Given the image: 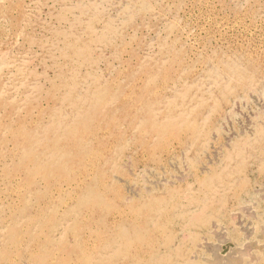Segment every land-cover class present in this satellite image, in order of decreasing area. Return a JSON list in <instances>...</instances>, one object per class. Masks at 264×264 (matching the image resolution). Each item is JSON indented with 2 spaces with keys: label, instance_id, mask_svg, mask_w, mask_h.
Wrapping results in <instances>:
<instances>
[{
  "label": "rangeland",
  "instance_id": "374dc122",
  "mask_svg": "<svg viewBox=\"0 0 264 264\" xmlns=\"http://www.w3.org/2000/svg\"><path fill=\"white\" fill-rule=\"evenodd\" d=\"M263 190L264 0H0V264H264Z\"/></svg>",
  "mask_w": 264,
  "mask_h": 264
},
{
  "label": "bare ground",
  "instance_id": "6f19581e",
  "mask_svg": "<svg viewBox=\"0 0 264 264\" xmlns=\"http://www.w3.org/2000/svg\"><path fill=\"white\" fill-rule=\"evenodd\" d=\"M181 176V175H180ZM184 177H186L185 175L183 176V178ZM181 178V177H180ZM187 178V177H186ZM181 180V179H180ZM179 181V180H178ZM262 191V190H261ZM264 191V190H263ZM129 195V194H128ZM262 197V199H263V196H261ZM261 197H259L260 199H261ZM247 209V208H246ZM246 209H244L245 211L244 212H248ZM242 210V209H241ZM240 212H242V211H240ZM235 215H237V214H235ZM245 215V214H244ZM247 215V214H246ZM229 216V215H228ZM239 216V215H238ZM248 216L250 217V216H252L253 217V214H251L250 213V215L248 214ZM230 218L231 219H233L234 218V215L231 217V215H230ZM236 218H237V216H236ZM254 218V217H253ZM264 218V217H263ZM237 220V219H236ZM247 220H248V218H247ZM236 222H238V220L236 221ZM249 222V221H248ZM236 224H238V223H236ZM232 228V227H231ZM260 229H261V227H259ZM263 228V227H262ZM202 229V228H201ZM241 229V228H240ZM239 230V229H238ZM243 230H245L246 231V233H245V235L248 233V230L249 229H246V227L245 228H243ZM221 231H223V232H225L224 231V229L222 228V227H220V226H218L217 224H212L211 225V227L209 228V230L207 231L208 232V235H210V236H215V235H218V234H220V232ZM241 231H242V229H241ZM203 232V231H202ZM223 232H222V234H223ZM250 232H252V231H250ZM258 233V232H257ZM263 233V232H262ZM221 235V234H220ZM250 235V234H249ZM217 237L218 236H215V239H217ZM220 237V236H219ZM245 237V236H244ZM214 238V237H213ZM262 238V237H261ZM202 239V238H201ZM260 239V238H259ZM204 240V239H203ZM205 242V241H204ZM250 243V242H249ZM248 243V244H249ZM254 244V243H253ZM211 245V244H210ZM232 245H233V243H232ZM250 245H252V244H250ZM203 246V245H202ZM205 246V245H204ZM246 245L244 244V246L243 247H245ZM253 246V245H252ZM252 246H250L251 248H252ZM255 247H256V245H254ZM198 247V246H197ZM206 247V246H205ZM249 247V246H248ZM249 247V248H250ZM250 248V249H251ZM257 248V247H256ZM198 249V248H197ZM258 249V248H257ZM256 249V250H257ZM233 250V249H232ZM241 250H243L242 248H241ZM246 249H244V251H245ZM258 250H260V253H259V255H260V257H264V249L263 248H259ZM257 250V251H258ZM199 251V250H198ZM236 252H238L237 250H235ZM232 252V251H231ZM248 252V251H247ZM259 252V251H258ZM201 253V252H200ZM204 253V252H203ZM207 253H209V252H207ZM228 253H229V251H228ZM251 253V252H250ZM257 253V252H256ZM211 254V253H210ZM227 255V254H226ZM229 255V254H228ZM231 255V254H230ZM229 255V256H230ZM241 256H243V255H241V253H239V257H241ZM211 257H213V258H215L214 256H211ZM219 257V256H218ZM218 257H216V258H218ZM233 256H231L230 258H232ZM236 257L238 258V256L236 255ZM245 257V256H244ZM220 258V257H219ZM223 258H228L229 259V257L227 256H225L224 255V257ZM194 259V258H193ZM221 259V258H220ZM220 259L218 260V259H216L215 260V262L213 263V264H223L222 262H220ZM234 258H232V260L231 261H235V259L233 260ZM180 260V259H179ZM250 259L248 258V261H249ZM260 260V259H259ZM255 261V260H254ZM239 262V261H238ZM251 262H252V260H251ZM251 262H249V263H251ZM235 262H233V264H234ZM246 263V262H245ZM236 264V263H235ZM239 264H240V262H239Z\"/></svg>",
  "mask_w": 264,
  "mask_h": 264
}]
</instances>
